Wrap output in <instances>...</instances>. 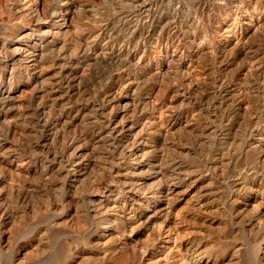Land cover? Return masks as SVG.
Wrapping results in <instances>:
<instances>
[{"label": "rangeland", "instance_id": "obj_1", "mask_svg": "<svg viewBox=\"0 0 264 264\" xmlns=\"http://www.w3.org/2000/svg\"><path fill=\"white\" fill-rule=\"evenodd\" d=\"M252 10L264 0H0L12 82L0 93V264H108L100 243L141 247L164 218L200 236L196 264L260 263L264 25L253 31ZM156 42L171 44L167 59ZM160 103L168 131L152 132Z\"/></svg>", "mask_w": 264, "mask_h": 264}, {"label": "bare ground", "instance_id": "obj_2", "mask_svg": "<svg viewBox=\"0 0 264 264\" xmlns=\"http://www.w3.org/2000/svg\"><path fill=\"white\" fill-rule=\"evenodd\" d=\"M255 14V15H254ZM260 16L259 18H257V20H255V22L257 23L253 28V31L255 30H258L261 26L264 25V13L262 12H259V11H254L252 10V13L247 15L246 16V20H248V22H253V18L256 17V16ZM227 16V15H226ZM223 17L224 20H226L228 17ZM254 16V17H253ZM243 21L245 19H242ZM236 21V19L234 20ZM238 22V21H237ZM235 23V22H234ZM240 28H241V24H240ZM235 29V28H234ZM245 29V28H244ZM239 33V32H238ZM28 34V33H27ZM28 36H31V35H27ZM85 37V36H84ZM235 38V37H234ZM242 39V38H241ZM94 40V38H93ZM156 41V40H155ZM154 41V42H155ZM87 42V41H86ZM97 42V41H96ZM87 44V43H86ZM164 45V44H163ZM245 46V45H244ZM91 47V46H90ZM170 47L171 44H170ZM168 45H166L165 43V46L163 47V50L161 51V48H160V45L157 44L156 42V45L155 47H153L154 49H157V51L159 52V54L161 52H163V55H164V58L167 59L168 58V51H169V48H170ZM88 48V47H87ZM4 50V49H3ZM142 50V49H141ZM112 51V50H111ZM156 51V50H155ZM88 52V51H87ZM143 52V50L141 51ZM157 53V52H156ZM155 53V54H156ZM93 54V53H92ZM137 54V53H136ZM158 54V53H157ZM157 55V57L159 58L160 55ZM98 55V54H96ZM116 55V54H115ZM1 56V55H0ZM137 56L138 58V62H136L137 64H148L149 62H151V58L149 59L147 56L148 55H144V53H141L139 56L138 54L135 55ZM4 57V56H3ZM170 57V56H169ZM224 57V56H223ZM252 59V58H251ZM251 59H247V61L244 63V68L243 67H239L237 69V72H235L234 70V75L237 76L235 78L238 79V75H239V72L243 71V69H250L251 65L249 63V61ZM137 61V60H136ZM194 61V60H193ZM135 65V64H134ZM144 66V65H143ZM194 66V65H192ZM1 67V66H0ZM159 67V65L155 66V68ZM163 67V69H165L167 71V69H169V64H166L165 66H161L159 70H161V68ZM127 68V67H126ZM1 69V68H0ZM3 69V68H2ZM158 69V68H157ZM13 72V71H12ZM40 72V71H39ZM261 72V71H260ZM264 72V71H263ZM193 74V72H192ZM262 78H264V73H261V76ZM11 77H8L6 79V83L4 85V75H1L0 77V85L2 84L3 87L0 88V93H4L5 91L11 89V85H12V82L10 81ZM126 81V80H125ZM51 83V82H50ZM46 84V82H45ZM40 85V84H38ZM42 85V84H41ZM126 86V84H125ZM43 87V86H42ZM122 88V87H121ZM129 88V87H128ZM248 88V87H247ZM15 89V88H14ZM116 89L120 90L119 86H116ZM141 89V87H140ZM114 90V89H113ZM209 90V89H207ZM248 90V89H247ZM116 91V90H115ZM118 91V92H119ZM124 91V90H123ZM237 91V90H236ZM117 92V91H116ZM113 93L111 94L112 97H111V100L115 98V94L117 93ZM119 92V93H120ZM176 92V91H175ZM228 92V90H227ZM79 94V93H78ZM238 94V93H237ZM42 95V94H41ZM4 96V95H3ZM121 96V95H120ZM2 97V96H1ZM231 97V96H230ZM234 96H232L231 98V102L232 100H236V99H233ZM4 98V97H3ZM50 98V97H49ZM235 98V97H234ZM2 99V98H1ZM40 99V98H39ZM116 99V98H115ZM166 99V98H165ZM109 100V99H107ZM107 101L106 103H112L113 101ZM167 101V99H166ZM170 101V99H169ZM239 102V100H236V102ZM237 102L236 105L239 106V103ZM162 103H160L161 105ZM234 104V103H233ZM139 105V104H138ZM166 105V104H165ZM165 105H161L159 108H156L155 106H153L148 112L149 113V116H148V119H149V124H148V130H156V132L158 131H161L160 128H162L163 126L165 127V122H166V115L165 113L167 112L166 110V106ZM109 107L110 110L109 111V114L112 113L113 111H115L114 109V106H112L111 104L110 105H107ZM151 106V104H150ZM158 106V105H157ZM165 106V107H164ZM149 107V106H147ZM165 108V109H164ZM171 109V106L169 105V107ZM108 109V108H107ZM145 109H146V106H145ZM132 110V109H131ZM2 111V110H1ZM191 111V110H190ZM176 113V112H175ZM105 114V113H104ZM131 114V113H130ZM139 114V113H138ZM142 114V113H141ZM169 114V112H168ZM137 115V114H136ZM143 115V114H142ZM114 117V116H113ZM139 117V116H138ZM109 118V117H108ZM46 119V117H45ZM147 119V120H148ZM113 120V118H112ZM229 120V119H228ZM45 121V120H44ZM48 122V121H47ZM135 122V121H134ZM103 124V123H102ZM165 124V125H164ZM145 127V126H144ZM157 127V128H156ZM168 127V126H167ZM156 128V129H155ZM166 128V127H165ZM146 130V129H145ZM170 130V129H169ZM117 131V130H116ZM165 131H168L167 128ZM53 132V131H52ZM147 132V131H146ZM153 132V130H152ZM151 133V132H150ZM140 134V133H139ZM168 134V133H167ZM53 135V134H52ZM55 135V134H54ZM165 136H166V133H165ZM264 137V134L262 135ZM50 137V136H49ZM261 138V137H260ZM84 139V138H83ZM77 140V139H76ZM87 141V140H86ZM85 141V142H86ZM73 142V141H72ZM74 143V142H73ZM52 144V143H51ZM129 144V143H128ZM68 145V144H67ZM75 145V144H74ZM125 145V144H124ZM131 147V146H130ZM129 148V147H128ZM120 151V150H119ZM227 151V150H226ZM61 152V151H60ZM146 152V151H145ZM51 154V153H50ZM54 154V152H53ZM264 158V157H263ZM61 159V158H60ZM129 159V158H128ZM131 159V158H130ZM34 161V160H33ZM163 163V162H162ZM261 163V161H260ZM159 164V162H158ZM44 166V165H43ZM159 167V165H158ZM41 169V168H39ZM59 169V168H58ZM179 172V171H178ZM189 173V172H187ZM52 176V175H51ZM175 177V176H174ZM47 178V177H46ZM50 179V178H49ZM172 179V178H171ZM176 179V178H175ZM42 180V179H41ZM150 185V184H149ZM216 185V184H215ZM145 186V184H144ZM159 186V185H158ZM159 188V187H158ZM150 189V188H148ZM150 195L153 194H159L158 192V189L153 191V192H150L149 193ZM263 195L261 194L259 196V203L260 204H263L261 203L262 200H263ZM116 200V199H115ZM119 207V206H118ZM257 214H260V212L258 211ZM133 218V217H132ZM150 219L149 217L147 218V220ZM150 222H152L151 226L148 227L146 229V237H145V240L143 242V244H141V247H136V245L134 246H131L130 248L129 245H130V242L129 240L125 239V240H120L118 241V244L116 245H112V246H108L109 242L108 241H105L103 243H100V246L102 247L103 250H112V255H110V258H107L109 259L108 260V264H196V257L200 256V251H199V248H194L192 249L190 247V245L193 243V242H196L198 240V235H187L188 233L184 232L185 230L187 229H180L178 227H176V225H174V222L170 220H166L164 218V220H161V219H157V220H149ZM148 221V223H149ZM113 222V221H112ZM112 224V223H111ZM259 224V223H257ZM118 229V228H117ZM109 234H101V239L99 241H101L102 239H105L106 236H109ZM185 236H188V238H186L184 240V237ZM96 239V238H95ZM264 240V239H263ZM128 241V242H126ZM216 241V240H215ZM200 242V241H199ZM199 242H196V243H199ZM264 242V241H263ZM195 244V243H193ZM258 245H260L259 243H257ZM99 245V244H98ZM107 246V248H106ZM120 246V247H119ZM101 249V248H100ZM207 249V248H206ZM105 252V251H104ZM108 252V251H107ZM258 253H255V260H260V263L259 264H264V251L263 253H261V251H257ZM105 254V253H104ZM107 254V253H106ZM96 255V254H95ZM109 256V255H108ZM104 257V256H103ZM195 259V260H194Z\"/></svg>", "mask_w": 264, "mask_h": 264}]
</instances>
